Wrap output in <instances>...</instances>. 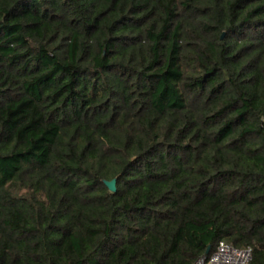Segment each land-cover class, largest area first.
<instances>
[{
    "label": "trees",
    "instance_id": "obj_1",
    "mask_svg": "<svg viewBox=\"0 0 264 264\" xmlns=\"http://www.w3.org/2000/svg\"><path fill=\"white\" fill-rule=\"evenodd\" d=\"M220 241L264 264V0H0V264Z\"/></svg>",
    "mask_w": 264,
    "mask_h": 264
},
{
    "label": "built area",
    "instance_id": "obj_2",
    "mask_svg": "<svg viewBox=\"0 0 264 264\" xmlns=\"http://www.w3.org/2000/svg\"><path fill=\"white\" fill-rule=\"evenodd\" d=\"M252 249H240L220 241L216 249L209 256H203L193 264H250Z\"/></svg>",
    "mask_w": 264,
    "mask_h": 264
},
{
    "label": "water",
    "instance_id": "obj_3",
    "mask_svg": "<svg viewBox=\"0 0 264 264\" xmlns=\"http://www.w3.org/2000/svg\"><path fill=\"white\" fill-rule=\"evenodd\" d=\"M116 179H113L111 181H106V185L108 186V188L111 190V191H116L117 187H116ZM207 253H209V250L207 251Z\"/></svg>",
    "mask_w": 264,
    "mask_h": 264
}]
</instances>
